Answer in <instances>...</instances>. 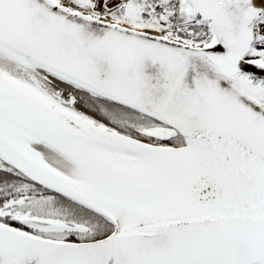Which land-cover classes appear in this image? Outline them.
Instances as JSON below:
<instances>
[{"label": "snow or ice", "instance_id": "1", "mask_svg": "<svg viewBox=\"0 0 264 264\" xmlns=\"http://www.w3.org/2000/svg\"><path fill=\"white\" fill-rule=\"evenodd\" d=\"M0 264H264V0H0Z\"/></svg>", "mask_w": 264, "mask_h": 264}]
</instances>
